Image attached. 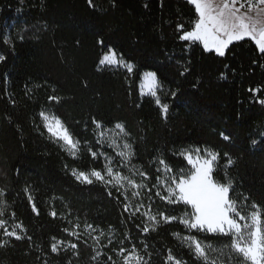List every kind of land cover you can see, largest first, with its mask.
<instances>
[{"label":"trees","instance_id":"1","mask_svg":"<svg viewBox=\"0 0 264 264\" xmlns=\"http://www.w3.org/2000/svg\"><path fill=\"white\" fill-rule=\"evenodd\" d=\"M196 18L186 0H0V209L8 232L21 225L20 239L0 232V264H123L133 247L143 264H166L169 250L184 264H201L174 233L222 250L212 253L217 264L243 263L228 236L190 232L159 216L152 231L142 215L148 205L152 214L191 212L156 196L163 189L153 185L159 160L184 171L180 151L199 148L218 155L213 177L230 183L229 198L242 214L256 205L264 222V54L249 39L229 45L224 56L181 40ZM110 50L132 70L101 67ZM144 73H155L167 113L140 95ZM42 112L80 142L75 156L46 134ZM117 124L131 163L149 177L140 190L145 207L134 216L120 191L72 174L102 172L107 150L97 143L99 132Z\"/></svg>","mask_w":264,"mask_h":264},{"label":"snow or ice","instance_id":"2","mask_svg":"<svg viewBox=\"0 0 264 264\" xmlns=\"http://www.w3.org/2000/svg\"><path fill=\"white\" fill-rule=\"evenodd\" d=\"M89 3H91V0H89ZM188 3L194 6L197 18L194 21L192 30L186 31L180 37L181 40L198 41L202 43L205 50H214L219 56H224L225 49L234 41H243L248 38L254 42L258 51L264 54V0H188ZM3 60H5V57L0 55V61ZM118 63H123V61L117 57L114 51L105 53L100 60L101 65H114ZM125 66L129 71L132 70L131 65ZM145 86L151 95L156 96L154 91L157 86L155 73L146 74ZM51 99L56 98L52 97ZM155 102L161 105L158 97ZM260 103L264 104V101H260ZM161 109L164 113H167L168 105H161ZM40 115L44 120V127L51 137L56 138L58 142L63 141V146H66L70 155L75 156L79 150L80 142L74 140L59 118L46 115L43 112ZM96 127L100 129L101 125L97 123ZM115 127L116 129H120L121 132L124 131L121 124H117ZM221 135L225 140L229 139L227 135L223 133ZM99 136L104 137L105 132L100 131ZM102 142L97 141V143ZM109 146L117 147L114 142L110 143ZM123 147L127 151H120L117 155L122 157L126 162H130L134 155L131 151V145L124 144ZM89 151H91L90 148ZM195 153V156H193L192 151H183L181 153L188 164L191 165L188 173L180 170L178 174L166 175L163 179L157 176V183L153 185V187H158L161 184L166 185L164 192L167 195H163L160 191H157L155 193L156 196H159L169 204L182 203L190 206L192 211L186 213L183 217H173L165 215L163 212L152 214L151 205H148V211L143 212L142 215L152 222L151 230L155 231L156 226L160 223L157 216L164 223H171L173 220H177L190 232L192 230L197 232L204 231L210 234L218 233L230 237L231 242L228 247L244 261V264H264V222H262L258 206L253 205V209L256 210L250 214H242V211L237 208L236 201L229 198L230 183L227 185L218 183L213 177V163L217 160L218 155L208 152L207 155L210 158H202L199 155V149H196ZM92 155L95 157L97 153L92 152ZM106 160H108V163L105 165L106 171L104 174L97 170H92L90 173L73 170L72 174L82 183L91 184L93 183L92 178H95L97 181L112 185L117 191L123 189L121 195L124 196L125 200L130 199L129 192H131V198H135L141 195L140 190L148 187L143 182L149 179L147 173L139 169H130L133 175L138 174L141 177V182L137 183L131 176H125L120 171H114L110 158L106 157ZM229 163H231L230 160ZM159 164L164 166L166 174L172 172V169L163 160H159ZM157 171L159 172L160 169L158 168ZM0 195H3L2 191H0ZM131 207V203L125 204V212H128ZM144 207L143 203H139L135 206L131 215L134 216ZM3 213L4 210L0 209V216ZM52 215H55V213H52ZM5 223L6 221L0 220V228H3ZM19 227L21 225H15L11 232H8L5 228V234L16 236V239H20L21 237L16 235L15 232V228ZM86 227L91 228L92 226L86 225ZM142 231L147 233L149 226L146 225ZM72 234L76 235L75 232ZM103 235L104 232L101 230L100 236ZM174 235L181 240L183 245L188 247L189 251L192 252L201 264H217V259L212 256V253L223 254L222 250L214 248L211 244L202 243L195 235L181 236L179 233H174ZM94 239L99 242L100 237H94ZM59 243L61 242L57 241L52 244L51 250L53 252L58 250L57 246ZM109 243H111V240H109ZM71 247L76 248V245L72 244ZM125 251L123 248L120 249L121 254ZM99 255L100 253L97 252V256ZM93 259H96V257H93ZM109 260H111V257H109ZM133 262L135 264H143V257L136 252L135 247L129 250L127 255L123 256V264H133ZM169 262L171 264H184L183 261L171 254V250H169L166 264H169Z\"/></svg>","mask_w":264,"mask_h":264},{"label":"rangeland","instance_id":"3","mask_svg":"<svg viewBox=\"0 0 264 264\" xmlns=\"http://www.w3.org/2000/svg\"><path fill=\"white\" fill-rule=\"evenodd\" d=\"M186 1H188V0H186ZM194 7V6H193ZM246 39H248V38H246ZM189 42H193V41H189ZM198 42V41H197ZM234 42H237V41H234ZM233 42V43H234ZM202 47H203V45H202V43H200V42H198ZM254 43V42H253ZM226 50V49H225ZM111 51V50H110ZM207 51V50H206ZM109 52V51H108ZM211 52H214L215 53V51L214 50H212ZM216 54V53H215ZM216 55H218V54H216ZM219 56V55H218ZM103 57V56H102ZM118 57V56H117ZM119 59H121L120 57H118ZM102 59V58H101ZM122 60V59H121ZM101 67H112V68H120V69H123V70H126V71H128V72H130L129 70H128V68L125 66V65H128V64H126L124 61H123V63H118V64H114V65H108V64H104V65H101V64H99ZM146 74L147 73H144L142 76H141V80H140V83H139V93H140V95L141 96H150V97H152V98H154L155 99V101H156V98L158 97V93H159V91H160V85H159V83H158V81H157V79H156V81H157V86L155 87V89H154V91H155V93H156V96H153V95H151V93L149 92V90H148V88L145 86L146 85ZM156 78V77H155ZM158 105V104H157ZM159 107H161V105H158ZM163 112V111H162ZM164 113V112H163ZM46 115H49V114H46ZM49 116H51V115H49ZM40 118H41V121H42V124H43V127H44V120H43V118H42V116L40 115ZM44 130H45V132H46V134L53 140V141H55V142H57L59 145H60V147L65 151V152H67L69 155H70V153H69V151L67 150V148H66V146H63V141H57V139L56 138H54V137H51V135L48 133V131L46 130V128L44 127ZM101 131H104L105 132V136L104 137H100L99 136V140L100 141H103L102 143H101V145L107 150V152L105 153V154H103L102 155V159H103V161H104V168H103V170H102V174H104L105 173V171H106V168H105V165H106V163H108V160H106V157H108V158H110V160H111V166L113 167V169H114V171H120V172H122V174L123 175H125V176H131L133 179H135L136 181H137V183L139 182V180L141 179V177L138 175V174H136V175H133V172L132 171H130V169H133V170H135V169H137L136 167H134V165L131 163V161L130 162H126L122 157H120L119 155H117V153L118 152H120V151H127V149H125L123 146H124V144H127V141H126V137H125V135H124V133L123 132H121L120 131V129H116V127L115 128H113V129H110V130H101ZM114 142V144L115 145H117V147H110L109 146V144L110 143H113ZM196 149H199V148H187V149H184V150H182V151H180V155H181V153L183 152V151H192V153H193V156H195L196 155V153H195V150ZM200 150V153H199V155L202 157V158H210V157H208V155H207V153L208 152H212V151H210V150H208V149H199ZM77 153V152H76ZM71 156H73V155H71ZM183 158H184V160L186 161V163H187V166H188V169L187 170H184V172L185 173H188L189 172V170L191 169V165H189L188 164V162H187V160L185 159V157L183 156V155H181ZM215 164H216V161L213 163V170H214V167H215ZM180 171H174V170H172V172L171 173H165L164 172V166L163 165H160V176H161V178L163 179L166 175H176V174H178ZM73 173V172H72ZM213 173V172H212ZM74 176V175H73ZM75 177V176H74ZM93 179V181H97V180H95V178H92ZM106 179H107V177H106ZM98 182H100V181H98ZM102 184H104L105 186H108V187H110V188H114V187H112V185H110V184H105V183H103V182H101ZM161 187H162V189H163V194L164 195H167V193L166 192H164V188L166 187V185H164V184H161L160 185ZM114 189H116V188H114ZM120 192H123V189H121L120 190ZM129 197H130V199L128 200L129 201V203H131V205L133 206V208H135V206L136 205H138L139 204V202H140V199L139 198H141L140 196H138V197H135V198H131V192H129ZM139 200V201H138ZM189 208H190V206H188ZM191 209V208H190ZM143 210V208H141L140 209V211H142ZM191 211H192V209H191ZM146 219H147V217H146ZM0 220H4V218H3V215L2 216H0ZM149 221V220H148ZM151 224H152V222L151 221H149ZM241 223H244V222H241ZM5 225H4V227L3 228H0V232H5ZM7 229V228H6ZM218 234V233H217ZM242 264H244V261H243V263Z\"/></svg>","mask_w":264,"mask_h":264}]
</instances>
